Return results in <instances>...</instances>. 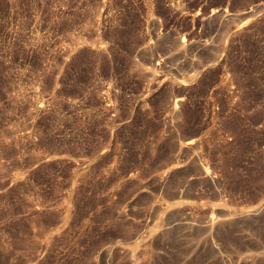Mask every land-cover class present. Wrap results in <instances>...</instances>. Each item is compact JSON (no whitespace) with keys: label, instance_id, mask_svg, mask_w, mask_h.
<instances>
[{"label":"rangeland","instance_id":"1","mask_svg":"<svg viewBox=\"0 0 264 264\" xmlns=\"http://www.w3.org/2000/svg\"><path fill=\"white\" fill-rule=\"evenodd\" d=\"M0 264H264V0H0Z\"/></svg>","mask_w":264,"mask_h":264},{"label":"bare ground","instance_id":"2","mask_svg":"<svg viewBox=\"0 0 264 264\" xmlns=\"http://www.w3.org/2000/svg\"><path fill=\"white\" fill-rule=\"evenodd\" d=\"M230 13V12H229ZM207 40V39H206ZM189 145L191 144H195L196 143V140H190L187 142ZM206 174L208 175V170L206 171ZM219 194V193H218Z\"/></svg>","mask_w":264,"mask_h":264}]
</instances>
